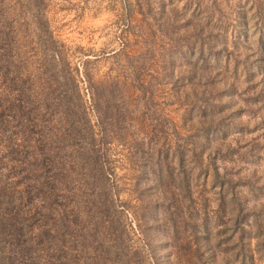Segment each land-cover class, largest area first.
Listing matches in <instances>:
<instances>
[{"label":"rangeland","instance_id":"1","mask_svg":"<svg viewBox=\"0 0 264 264\" xmlns=\"http://www.w3.org/2000/svg\"><path fill=\"white\" fill-rule=\"evenodd\" d=\"M0 264H264V0H0Z\"/></svg>","mask_w":264,"mask_h":264}]
</instances>
